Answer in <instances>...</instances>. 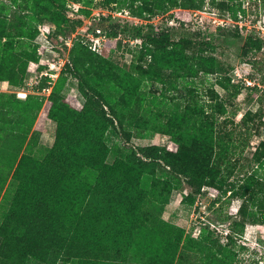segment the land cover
Returning <instances> with one entry per match:
<instances>
[{"label": "rangeland", "instance_id": "obj_1", "mask_svg": "<svg viewBox=\"0 0 264 264\" xmlns=\"http://www.w3.org/2000/svg\"><path fill=\"white\" fill-rule=\"evenodd\" d=\"M112 23L144 30L154 26L168 29L173 41L188 39L182 62H155L152 75L136 64L146 57L141 39L130 28L114 35ZM263 25L264 0H0V26L6 31L0 39V221L15 190L11 174L2 181L9 172V152L15 148L43 160L54 143L57 123L42 112L49 93L72 109L85 103L73 57L88 92L99 95L91 101L95 110L109 111L113 105L124 117V130L117 124L105 130L107 163H128L143 146L176 151L165 131L168 119L180 124L179 135L189 148L205 138L200 121L201 128L206 123L213 127L216 141L220 137L227 144L214 155L216 186L191 187L185 174L172 173L161 160L143 167L136 188L137 194L144 193L141 224L159 225L168 232L158 236L172 241L180 232L169 231L164 221L183 229L171 264H264V252L258 251L264 245V222L259 220L264 213ZM97 27L110 44L92 60L87 33ZM254 40L260 48L244 53ZM41 76L50 79L49 91L36 89ZM130 85H139L135 99L125 98ZM28 93L42 107L21 113L15 100L23 101ZM227 181L236 186L222 194L218 187ZM21 246H11L12 259H0V264H35L19 251ZM116 249L102 264L165 262L137 246L120 254ZM53 258L42 264H55Z\"/></svg>", "mask_w": 264, "mask_h": 264}, {"label": "trees", "instance_id": "obj_2", "mask_svg": "<svg viewBox=\"0 0 264 264\" xmlns=\"http://www.w3.org/2000/svg\"><path fill=\"white\" fill-rule=\"evenodd\" d=\"M112 24L114 35L117 29L130 28L134 36L141 39V54L146 57L143 58L144 63L138 60L136 64L152 75L155 62H161L164 66L182 62L181 50L189 42L188 39L173 41L168 29L160 30L154 26L144 30L141 26L128 23ZM5 35V29L0 26V39ZM109 44L110 40L107 39L104 48ZM120 44L118 41V46ZM86 48L89 59L94 60L93 55L101 56ZM255 48H260L259 40L252 41L244 53ZM72 61L79 90L86 97L85 103L72 109L60 103L61 99L53 98L52 92L49 93L42 112L57 123L55 140L49 153L43 160L24 152L19 154L15 148L8 154L9 172L6 171L8 174L2 181L11 174V184L15 190L11 205L0 221V259L10 262V247L22 244L19 251L35 264H42L53 257L55 264L57 259L61 260L60 264H102L113 247H117L115 252L120 254L122 249L127 251L137 246L142 251L154 253L155 257L160 258L157 261L165 259V262L161 260L162 264H171L183 229L164 221L169 231L173 228L180 232V236L172 241L166 235L158 236L168 232L166 229L162 231L163 228L160 231L159 225L148 227L146 223L141 224L143 216L139 215L138 209L144 193L137 194L136 188L143 178V167H146L147 161L161 160L172 173L185 174L191 187L199 190L204 183L216 186L214 155L217 149L223 153L227 144L222 143L220 137L216 141L213 127L206 123L201 128L200 121L199 127L205 138L189 148L187 141H183L179 135L180 124L168 119L165 131L176 143V151L158 145L143 146L138 149L140 155L133 158L137 164H132L133 160L129 161L131 163L118 160L107 163L105 130L116 124L124 130V117L113 105L109 111L95 110L91 101L99 95L88 92L78 60L72 57ZM49 84L50 79L41 76L36 89L41 91ZM130 86L125 98L135 99L139 96V85ZM15 102L16 107L17 104L23 107L21 113L29 112L33 106L42 107L39 98L29 93L23 101ZM224 184L218 187L222 194L232 191L236 181ZM259 220L264 222V213ZM227 237L229 241L230 235ZM116 257H112L113 261Z\"/></svg>", "mask_w": 264, "mask_h": 264}, {"label": "built area", "instance_id": "obj_3", "mask_svg": "<svg viewBox=\"0 0 264 264\" xmlns=\"http://www.w3.org/2000/svg\"><path fill=\"white\" fill-rule=\"evenodd\" d=\"M262 32L264 33V25L261 27ZM107 40L106 33L99 27L95 29H90L87 33V46L90 50L101 54L105 45V42ZM68 44H70L69 41H67ZM248 84H251L250 81H247ZM43 91L47 90L49 91L50 88L47 86L42 88ZM226 234V232H225ZM261 249H257L260 253L264 252V245L263 247H260ZM260 261V260H259Z\"/></svg>", "mask_w": 264, "mask_h": 264}, {"label": "crops", "instance_id": "obj_4", "mask_svg": "<svg viewBox=\"0 0 264 264\" xmlns=\"http://www.w3.org/2000/svg\"><path fill=\"white\" fill-rule=\"evenodd\" d=\"M41 142H44L43 138H42V141ZM254 254V253H253Z\"/></svg>", "mask_w": 264, "mask_h": 264}]
</instances>
